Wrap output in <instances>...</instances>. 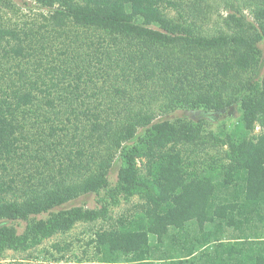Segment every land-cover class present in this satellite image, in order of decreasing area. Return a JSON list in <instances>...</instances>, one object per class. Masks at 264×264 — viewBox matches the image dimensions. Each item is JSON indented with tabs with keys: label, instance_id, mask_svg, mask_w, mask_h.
<instances>
[{
	"label": "trees",
	"instance_id": "trees-1",
	"mask_svg": "<svg viewBox=\"0 0 264 264\" xmlns=\"http://www.w3.org/2000/svg\"><path fill=\"white\" fill-rule=\"evenodd\" d=\"M34 1L39 28L0 15V255L102 219L53 264H264V0H228L213 32L209 0ZM177 109L240 116L217 132Z\"/></svg>",
	"mask_w": 264,
	"mask_h": 264
},
{
	"label": "rangeland",
	"instance_id": "rangeland-1",
	"mask_svg": "<svg viewBox=\"0 0 264 264\" xmlns=\"http://www.w3.org/2000/svg\"><path fill=\"white\" fill-rule=\"evenodd\" d=\"M227 1L228 0L208 1L212 4L211 12H209V17L203 25V28L206 29L208 32H213L219 28L225 27L223 17H225L227 13L231 11L230 8H227ZM229 1H234V3H238L237 0ZM245 10V12H250V9L248 8H245ZM47 14V9L36 4L34 0H9L8 3H6L5 0L0 1V15L4 17L5 22H7L8 25L31 26L32 24H34L36 25L34 26L35 28H39L38 24L45 22L43 19V15ZM43 31L46 32L44 33L46 37L41 41H44L43 43L46 44V41L48 40L47 35L49 33H47L45 29H43ZM52 44L47 45L51 47ZM261 48L264 56V42L261 43ZM262 72H264V67L262 69ZM239 116L240 114L237 109H227L223 112H214L207 110L191 111L186 109H177L173 112L166 113V115H164V117L170 119L185 117L192 118L194 120H201L205 124L206 128L217 132L225 129H235V126L239 122ZM259 130L260 127H256L255 131L258 132ZM118 167L119 162L116 159L109 173V180L112 186L115 185L117 180ZM105 193L106 191L102 190L100 194L90 193L87 195H83L66 204V206L69 207L77 205L88 208H100L104 202L110 201L109 196ZM103 198L105 199V201H102ZM137 201V196L133 197L131 201H126L125 199L121 198L119 204H109L110 213L116 218ZM45 216L46 215H43L42 217ZM105 222L106 221L102 219H99L92 223L78 222L71 230L65 233H57L49 238H46L42 241L41 244H39L35 248H31L27 251H16L8 249L2 255H0V264H53V258L51 257L49 252H52L55 255L61 253L66 254V252H57V250L53 249L51 245L56 242H60L62 245H65L66 242H69L71 244L69 248L70 250L66 254L68 260H70V262H79L80 258H82L83 255V249L86 247L85 243L90 238L92 230L98 227L100 224L106 225ZM5 224L14 225L17 227L19 232H23L26 222L7 221ZM47 250H49V252ZM63 262H66L65 259L61 261V263Z\"/></svg>",
	"mask_w": 264,
	"mask_h": 264
}]
</instances>
